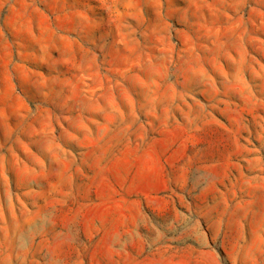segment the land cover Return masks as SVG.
I'll return each mask as SVG.
<instances>
[{
    "label": "rangeland",
    "instance_id": "1",
    "mask_svg": "<svg viewBox=\"0 0 264 264\" xmlns=\"http://www.w3.org/2000/svg\"><path fill=\"white\" fill-rule=\"evenodd\" d=\"M0 264H264V0H0Z\"/></svg>",
    "mask_w": 264,
    "mask_h": 264
}]
</instances>
